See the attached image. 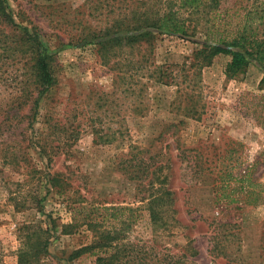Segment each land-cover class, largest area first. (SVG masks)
Masks as SVG:
<instances>
[{
  "label": "rangeland",
  "instance_id": "rangeland-1",
  "mask_svg": "<svg viewBox=\"0 0 264 264\" xmlns=\"http://www.w3.org/2000/svg\"><path fill=\"white\" fill-rule=\"evenodd\" d=\"M171 1L8 0L19 22L37 26L57 84L42 100L33 129L27 119L12 130L2 126L11 133L0 144L3 264H18L20 229L27 224L49 230L54 264H97L98 252L70 255L104 229L138 245L149 264L182 256L186 264H264L261 67L253 63L228 79L231 57L217 56L202 72L200 114L191 118L182 112L177 86L156 83L146 69L131 77L129 55L105 61L98 39H87L121 14L162 12ZM210 17L226 37L246 23L264 37V0H221ZM3 26L0 47L15 39ZM202 40L160 34L150 62L177 70ZM15 55L0 61V74L21 76L10 84L0 80L3 110L26 78L28 57ZM246 174L261 195L258 204L241 194L236 179ZM230 175L237 203L218 192ZM82 206L99 209L92 214L94 231L82 223Z\"/></svg>",
  "mask_w": 264,
  "mask_h": 264
},
{
  "label": "trees",
  "instance_id": "trees-1",
  "mask_svg": "<svg viewBox=\"0 0 264 264\" xmlns=\"http://www.w3.org/2000/svg\"><path fill=\"white\" fill-rule=\"evenodd\" d=\"M220 1L173 0L170 7L162 12L130 10L128 14H121L104 28L87 36V39H98L99 53L105 61L120 53L131 56L132 58L128 56L131 77L139 76V71L146 69L145 71L149 73L148 76L155 78L156 83L177 86L178 93L182 92L180 96L183 97H179L180 102L186 103L182 108L183 114L187 117L199 118L200 111L196 104V93L202 85V72L204 68L213 64L217 56L231 57L225 70L228 79H236L246 74L253 63L259 65L264 71V37H260L256 30L247 23L241 24L233 37L224 36L210 17V13L219 7ZM18 18L21 19V16H15L8 0H0V24L5 26H3L4 29L10 28L15 38L12 41L13 44H5L0 47V61L6 57H16L15 54L18 53L28 57L24 64L26 78L19 81L20 88L18 92L14 93L11 106L5 110L0 106V118L1 115H4L3 122L0 123V144L5 143L3 141L5 139L2 138H7L11 134L10 132L8 134L9 129L2 128L4 123L11 124L12 130L14 126L19 127L20 123L27 119L30 123L29 127L33 129V122L37 119L42 100L57 84L54 60L48 54L37 26L29 22L24 26L18 21ZM20 30H23L22 34L19 32ZM160 34L184 38L200 35L203 38V44L199 45L193 51L192 56L177 70H170L150 62V55L154 53L155 43ZM137 55L140 58H136ZM14 77L8 78L0 74L1 82L8 84L11 83V80L18 81L21 76ZM260 90L264 91V76L260 82ZM129 91H131V86ZM24 110H27L28 114H21ZM13 120L18 121L16 124H12ZM114 139L113 137L103 141L112 143ZM249 176L246 174L236 180L242 183L241 194L244 195L245 202L258 204L261 195L254 191L255 184L251 182ZM232 178L230 175L227 180H223L218 192L221 199L228 198L229 203H237L240 200L234 196L236 190L231 186ZM154 208L155 206L151 208L152 215ZM81 210L84 213L82 216L83 225L94 231L92 214L99 209L93 206H82ZM104 210L109 212L117 209L106 208ZM100 231L97 236H94L90 245L73 252L70 259H78L84 253L98 252L97 264H149L146 254H143L141 248L127 242L124 237L117 236V230L104 229ZM51 239L49 230L44 229L41 225H24L20 229L18 264H54L51 262V258L56 257L49 250ZM182 258L184 259L186 256H182ZM182 258L170 257L167 261L154 264H166L167 262L169 264H186ZM0 264H3L1 252ZM57 264L60 263L57 262Z\"/></svg>",
  "mask_w": 264,
  "mask_h": 264
}]
</instances>
